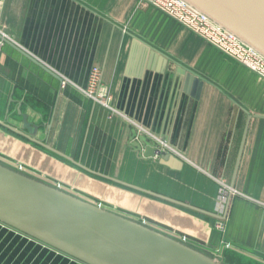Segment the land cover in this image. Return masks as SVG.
<instances>
[{
	"label": "crops",
	"instance_id": "obj_1",
	"mask_svg": "<svg viewBox=\"0 0 264 264\" xmlns=\"http://www.w3.org/2000/svg\"><path fill=\"white\" fill-rule=\"evenodd\" d=\"M0 31L56 75L0 47V121L36 141L0 126L1 163L223 264H264V78L140 0H0ZM94 67L120 115L73 88ZM135 121L176 161L144 157ZM216 179L236 191L223 209ZM0 264L81 263L0 224Z\"/></svg>",
	"mask_w": 264,
	"mask_h": 264
},
{
	"label": "water",
	"instance_id": "obj_2",
	"mask_svg": "<svg viewBox=\"0 0 264 264\" xmlns=\"http://www.w3.org/2000/svg\"><path fill=\"white\" fill-rule=\"evenodd\" d=\"M181 1L264 57V0ZM0 40L46 73L56 76L11 39L0 36ZM150 58L148 70L152 69V61L156 58L154 51ZM180 68L185 76L183 91L188 92L192 88V97L197 100L204 82L192 72ZM24 124L28 127L26 120ZM137 124L174 148L165 135H158ZM0 126L36 143L2 121ZM34 131L36 127L29 129L31 135ZM153 155L154 149L149 147L144 157ZM174 160L168 154L160 157V163L164 165ZM0 224L81 264H223L219 258L202 253L170 235L1 162Z\"/></svg>",
	"mask_w": 264,
	"mask_h": 264
},
{
	"label": "built area",
	"instance_id": "obj_3",
	"mask_svg": "<svg viewBox=\"0 0 264 264\" xmlns=\"http://www.w3.org/2000/svg\"><path fill=\"white\" fill-rule=\"evenodd\" d=\"M156 7L167 16L180 23L182 26L201 37L203 40L217 48L224 55L237 63L248 68L250 71L264 78V57L245 45L235 36L222 29L213 21L202 15L191 6L181 0H140ZM0 36L9 39L0 31ZM4 43L0 40V47ZM82 96L91 100L95 105L104 109L110 116L120 115V112L113 106L112 95L109 88L101 81V71L97 67L90 70L85 87L74 86ZM131 123V122H130ZM133 124V123H132ZM137 129L135 141L139 140V135H147L154 143V159L160 158L163 154H174L175 150L170 147L164 140L156 137L135 125ZM15 170L22 172L20 166H12ZM218 184V206L223 209L228 197L235 195L236 191L230 188L224 181L216 179ZM62 189L58 185H53ZM63 190V189H62ZM141 223V222H140ZM143 224V223H142ZM179 242L186 244L185 238H176Z\"/></svg>",
	"mask_w": 264,
	"mask_h": 264
}]
</instances>
